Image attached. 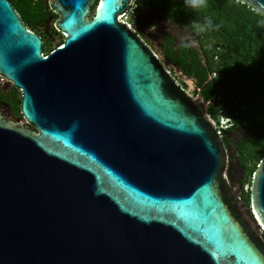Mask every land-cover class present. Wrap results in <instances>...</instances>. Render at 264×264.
Masks as SVG:
<instances>
[{"label": "water", "instance_id": "1", "mask_svg": "<svg viewBox=\"0 0 264 264\" xmlns=\"http://www.w3.org/2000/svg\"><path fill=\"white\" fill-rule=\"evenodd\" d=\"M133 0H49L63 43L0 0V264H264V157L249 206L207 113L120 19ZM264 17V0H235Z\"/></svg>", "mask_w": 264, "mask_h": 264}, {"label": "trees", "instance_id": "2", "mask_svg": "<svg viewBox=\"0 0 264 264\" xmlns=\"http://www.w3.org/2000/svg\"><path fill=\"white\" fill-rule=\"evenodd\" d=\"M9 1L29 28L37 27L39 18L45 22L53 15L49 0ZM97 3L95 0L93 10ZM133 7L134 33L150 48L141 28L150 13L192 32L199 48L184 42L177 54L179 63L197 79L211 118L219 109L229 107L231 99L244 107L236 127L222 140L227 150H236L237 161L243 167L241 188L247 184L250 187L252 175L264 157V17L235 0H208L204 9H191L185 0H134ZM207 17L212 18L214 27L200 31L197 25ZM165 38L172 42L169 35ZM169 55L176 56L173 52ZM19 102L17 99L15 113L20 115ZM246 203L249 204V191Z\"/></svg>", "mask_w": 264, "mask_h": 264}, {"label": "flooded vegetation", "instance_id": "3", "mask_svg": "<svg viewBox=\"0 0 264 264\" xmlns=\"http://www.w3.org/2000/svg\"><path fill=\"white\" fill-rule=\"evenodd\" d=\"M91 11L92 13L94 12L93 10V5L91 7ZM54 16L51 15L49 16L48 19H46V21L44 22L43 20L41 21V18L38 19V25L35 28H29L31 31H33V33H35L36 35H38L41 40H42V52L43 55L46 56L48 55L52 50L56 49L57 47H59L63 41H64V37L57 33L54 29V26H49L48 25V21L50 20V18ZM55 17V16H54ZM57 18V17H56ZM61 37V39H60ZM49 48L51 50H49ZM153 50V49H152ZM178 50V49H177ZM177 50L172 46V42L170 41L169 38H165L163 39V44L161 45V51L163 57H162V61L161 64L164 66V68L167 70V72H172L174 76H177L179 78H188L189 80L192 81V83L194 84V91L190 92L188 91V93L196 98L198 96L201 97V88L198 85V81L196 78H194L192 76V72L190 69H186L184 66H182L179 63V55L177 54ZM173 52L176 56H174V58L170 57V53ZM184 84V82H183ZM180 85V84H179ZM182 87V85H180ZM185 89V87H182ZM186 90V89H185ZM187 91V90H186ZM21 97V92L16 89L10 82L0 78V115L2 117V119H4L5 121L8 122H12L14 124H19L21 125L23 128H25L26 130L33 132L34 129L31 125H28L27 123L24 122V120H22L21 115L15 113V108L17 107V103L16 100L20 99ZM4 110V111H1ZM229 169V167H228ZM232 172L230 171V169L228 170V180L230 182V188L233 190V192L237 195L238 197H236V201H243L245 206H249V204L247 205L246 203V194L243 195V193L239 191V193H237V188L235 187V183L233 181V177H232ZM263 239L264 236L262 235Z\"/></svg>", "mask_w": 264, "mask_h": 264}, {"label": "rangeland", "instance_id": "4", "mask_svg": "<svg viewBox=\"0 0 264 264\" xmlns=\"http://www.w3.org/2000/svg\"><path fill=\"white\" fill-rule=\"evenodd\" d=\"M147 19L144 24L141 26L144 34L150 41L151 48L154 53L158 57L159 61H162V51L161 45L163 44V39H165L166 34L169 35L172 39V46L177 50L178 47L184 43H190L194 48L198 49L199 46L192 34V32L188 28H184L178 25H173L167 22L164 19H159L155 16L154 13H150L146 15ZM132 15L128 14L122 21L124 24L132 25L131 23ZM55 21V17L52 16L48 21V25L52 26ZM134 28V25H132ZM61 39V37H60ZM170 76L174 78L182 87H185L187 91H194V84L188 78H179L174 76L172 72H169ZM184 82V84H183ZM4 111V110H1ZM5 112V111H4ZM239 136L241 135V131H238ZM242 136V135H241ZM229 157V169L233 173V181L235 183V187L237 188V193L242 192L243 195L247 194L249 191V185H245L243 189L241 188L240 182L242 180V174L244 172L243 167L237 161V152L234 148L228 150ZM244 180V179H243Z\"/></svg>", "mask_w": 264, "mask_h": 264}, {"label": "built area", "instance_id": "5", "mask_svg": "<svg viewBox=\"0 0 264 264\" xmlns=\"http://www.w3.org/2000/svg\"><path fill=\"white\" fill-rule=\"evenodd\" d=\"M133 4H134V0L130 5L127 14L124 15L120 19V21H122L130 13L132 15L134 9ZM126 25L134 31L132 25L129 24ZM216 104L218 105V100H216ZM243 108H244L243 106H240L237 102L231 99L229 101V107H223L219 109L215 117L212 118L210 117V122L214 125L218 136L222 138L226 132L236 127L237 117L239 116L240 111L243 110Z\"/></svg>", "mask_w": 264, "mask_h": 264}, {"label": "clouds", "instance_id": "6", "mask_svg": "<svg viewBox=\"0 0 264 264\" xmlns=\"http://www.w3.org/2000/svg\"><path fill=\"white\" fill-rule=\"evenodd\" d=\"M185 5L191 9H204L208 7V0H185ZM200 31H205L214 27L211 17H207L203 24L197 25Z\"/></svg>", "mask_w": 264, "mask_h": 264}]
</instances>
